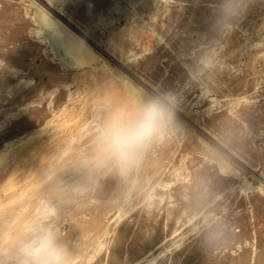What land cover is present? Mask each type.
Masks as SVG:
<instances>
[{"label": "rangeland", "instance_id": "rangeland-1", "mask_svg": "<svg viewBox=\"0 0 264 264\" xmlns=\"http://www.w3.org/2000/svg\"><path fill=\"white\" fill-rule=\"evenodd\" d=\"M238 2L0 0V264L41 223L70 264H264V0ZM155 97L173 121L121 174L99 129Z\"/></svg>", "mask_w": 264, "mask_h": 264}, {"label": "clouds", "instance_id": "clouds-1", "mask_svg": "<svg viewBox=\"0 0 264 264\" xmlns=\"http://www.w3.org/2000/svg\"><path fill=\"white\" fill-rule=\"evenodd\" d=\"M243 0L231 11H243ZM173 101L155 97L131 107H117L103 120L95 141L97 154L110 161L121 174L140 165L152 144L158 141L173 121ZM56 209L42 206V220L55 216ZM15 264H70L68 253L56 232L41 223L22 231L15 243Z\"/></svg>", "mask_w": 264, "mask_h": 264}, {"label": "bare ground", "instance_id": "bare-ground-1", "mask_svg": "<svg viewBox=\"0 0 264 264\" xmlns=\"http://www.w3.org/2000/svg\"><path fill=\"white\" fill-rule=\"evenodd\" d=\"M54 23H52V27L55 28L57 30V35H59V40H61V43L64 45V47H72L73 48V51L76 53V54H83L86 53L87 51H85L83 49V51L77 46V45H74L73 44V41H72V36L71 34L67 31L66 28L62 27L58 22L56 21H53ZM66 47V48H67ZM71 53V52H70ZM92 53V52H91ZM86 56V55H84ZM95 56V55H94ZM102 58V57H101ZM85 60V59H84ZM87 63V62H86ZM94 66V65H93ZM91 68V67H90ZM98 72H100V68H92L91 69H88L87 71H84L83 73V76L87 79V82L85 83V86H86V90H85V93H81L82 95L86 96V98H91L92 94H93V87H92V82L94 83V80L98 77ZM90 80V82H89ZM127 88V87H126ZM135 89V88H134ZM125 91V89H124ZM129 93H132V91H129ZM100 94V93H99ZM98 95V94H97ZM100 96H103L102 94ZM56 126V125H55ZM58 127V126H57ZM55 128V127H54ZM51 130V129H50ZM3 153V152H2ZM9 153V152H8ZM86 158V157H85ZM87 164V163H86ZM89 164V163H88ZM88 167V166H86ZM90 168V167H89ZM70 193V192H69ZM5 208V207H4Z\"/></svg>", "mask_w": 264, "mask_h": 264}]
</instances>
